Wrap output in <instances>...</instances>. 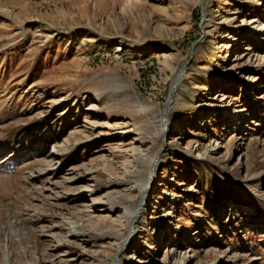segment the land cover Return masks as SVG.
I'll use <instances>...</instances> for the list:
<instances>
[{"label":"rangeland","instance_id":"1","mask_svg":"<svg viewBox=\"0 0 264 264\" xmlns=\"http://www.w3.org/2000/svg\"><path fill=\"white\" fill-rule=\"evenodd\" d=\"M160 149L119 264H264V0H0V264H113Z\"/></svg>","mask_w":264,"mask_h":264},{"label":"bare ground","instance_id":"2","mask_svg":"<svg viewBox=\"0 0 264 264\" xmlns=\"http://www.w3.org/2000/svg\"><path fill=\"white\" fill-rule=\"evenodd\" d=\"M231 47H232V46H231ZM184 78H185V73H184V71H183L180 75L177 76V78L175 79V81H174V83H173V90H172L171 94L169 95V100H171V104H170V106H169V109H170L172 103H173L174 100H175V92H176V89L179 88V87L181 86V83H182V81H183ZM138 104H139L140 106H142L143 108H147V105H146L145 103H143V102H138ZM168 111H169V110H168ZM167 114H168V112L166 113L165 118H166ZM163 115H164V114H163ZM160 124H161V122H160ZM170 131H171V130H170ZM147 183H148V182H147ZM146 185H147V184H145V185L141 188V191H142L143 188H145ZM146 190H147V189H145V190L143 191V199H144V196H145ZM82 197H83V196H80L79 199H80V200L83 199ZM143 199H142V201H143ZM140 202H141V199H139V205H140ZM139 205H138L136 208H133V209H126V210H125V214H126V216H127L126 238L121 242L120 247L123 245L124 242H126V241L128 240V237H129V235H130V233H131V231H132V229H133V226H134L135 223L138 221V219H139V217H140V215H141L142 210H140L139 215H138V218L136 219V216H137V215H136V212H137V210L140 208ZM143 207H144V205H143ZM120 247H118V248H120ZM125 251H126V249L124 248V251H123V252H125Z\"/></svg>","mask_w":264,"mask_h":264},{"label":"water","instance_id":"3","mask_svg":"<svg viewBox=\"0 0 264 264\" xmlns=\"http://www.w3.org/2000/svg\"><path fill=\"white\" fill-rule=\"evenodd\" d=\"M203 2H204V0H201V4H203ZM185 69V66L183 67V70ZM172 90H173V88L171 87V89H170V92H169V95L171 94V92H172ZM170 104H171V100H169V97H168V99H167V102H166V106H165V108H164V110H163V120H162V124H163V126H164V134H165V137L164 138H166V136H167V128H166V126H165V115H166V113L168 112V110H169V106H170ZM163 153V149H160L159 150V152L157 153V156H156V163L154 164V166H153V169H152V173H151V177H150V183H149V185H148V187H147V191H148V189L151 187V185H152V183H153V181H154V171H155V169H156V167H157V161H159V159H160V156H161V154ZM145 200H146V196H144V199H143V201L140 203V205H139V209L137 210V212H136V219L138 218V215H139V212H140V210L143 208V205L145 204ZM133 233H134V226H133V229H132V231H131V234L129 235V237H128V240L126 241V242H124L123 243V245L117 250V252L115 253V256H114V258H113V264H119V259H120V256L122 255V251H123V249L126 247V246H128V245H130L131 244V242H132V240H133Z\"/></svg>","mask_w":264,"mask_h":264}]
</instances>
